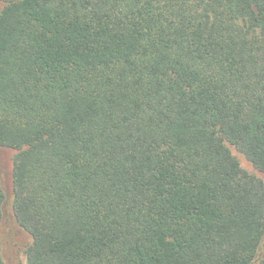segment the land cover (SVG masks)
<instances>
[{"label":"trees","instance_id":"trees-1","mask_svg":"<svg viewBox=\"0 0 264 264\" xmlns=\"http://www.w3.org/2000/svg\"><path fill=\"white\" fill-rule=\"evenodd\" d=\"M0 1L26 264H264V0Z\"/></svg>","mask_w":264,"mask_h":264},{"label":"rangeland","instance_id":"rangeland-1","mask_svg":"<svg viewBox=\"0 0 264 264\" xmlns=\"http://www.w3.org/2000/svg\"><path fill=\"white\" fill-rule=\"evenodd\" d=\"M3 7L0 1V11ZM238 157L241 165L250 173L257 174L264 179V176L259 174L252 165L239 153L233 151ZM5 160L8 162L14 155L13 151L4 150ZM0 239L2 243V256L5 264H26V251L32 243L31 236L24 231L15 220L12 205L7 206L5 212L4 224L0 228Z\"/></svg>","mask_w":264,"mask_h":264}]
</instances>
